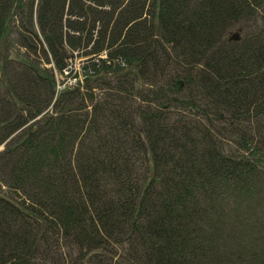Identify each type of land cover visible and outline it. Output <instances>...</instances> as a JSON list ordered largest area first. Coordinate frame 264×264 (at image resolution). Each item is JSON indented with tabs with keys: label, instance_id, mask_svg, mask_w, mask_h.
Wrapping results in <instances>:
<instances>
[{
	"label": "trees",
	"instance_id": "obj_1",
	"mask_svg": "<svg viewBox=\"0 0 264 264\" xmlns=\"http://www.w3.org/2000/svg\"><path fill=\"white\" fill-rule=\"evenodd\" d=\"M19 2L0 0V264H264V214L246 209L264 0H38L35 20L33 0L13 38ZM241 22L256 28L227 41ZM74 51L85 90L54 99Z\"/></svg>",
	"mask_w": 264,
	"mask_h": 264
},
{
	"label": "rangeland",
	"instance_id": "obj_2",
	"mask_svg": "<svg viewBox=\"0 0 264 264\" xmlns=\"http://www.w3.org/2000/svg\"><path fill=\"white\" fill-rule=\"evenodd\" d=\"M31 1H33V0H21V2H19L18 7L15 9L14 17H13V21H14L13 25H15V26H13V28H12V31H13L12 37L13 38L18 36L17 32L26 31V29L29 30V26H28L29 14H31L30 9H29V6H30L29 3ZM37 1L38 0H34V7H33L34 20H35V16H36L35 12H36V7H37ZM259 26L262 27L263 24L261 23ZM255 28H256V25H254L253 23L241 22L239 25L232 27L229 31L233 32L235 30L241 29V39H243L244 30L249 29V31H253ZM11 50H12L11 57L20 58L21 51H19V49L16 48V45H13ZM39 58L41 60L45 61V56L43 55V53H41ZM85 59H86V57H74L73 59L68 61L69 65L73 68V71L71 73H69L67 76H65V73L67 74L69 72V71H65L63 76H60L58 74V72H56L55 70H52L53 77L56 80H58L59 82L68 80V84L70 86L76 84L77 86H81V91H84L87 81L85 79L83 80L84 72L82 71L81 67H82L83 63H85ZM77 79H80V80L77 81ZM5 81H6V78H3V74H2V72H0V103L2 101V97H3V95L5 93V89H6L5 88ZM89 83H92V82H89ZM135 89L138 90L137 91L138 93H140V91H142L141 86H136ZM135 89H134V91H135ZM93 90H94V93L98 92V88H93ZM137 103L139 104L140 101L137 100ZM226 122L224 124L225 125V131H226V134H227V132H228V134H230V133H232V129L229 127L228 123H226ZM137 123L140 125L138 118H137ZM252 126H253V129L256 131H258L260 128L257 121L253 122ZM256 139H259V137H257ZM230 146H232L231 143H230ZM1 147H3V146H0V148ZM257 191L261 197L257 202H255L256 203L255 208L253 209V207L251 205L246 206L247 212L250 214L253 213L255 211V209H257V208H259L258 213L264 214V180H263V184L257 189ZM236 203H233V205L235 206ZM244 205L240 206V208L243 207ZM254 234H257V233H254ZM263 241H264V239H263ZM228 254L229 253H227V255Z\"/></svg>",
	"mask_w": 264,
	"mask_h": 264
},
{
	"label": "water",
	"instance_id": "obj_3",
	"mask_svg": "<svg viewBox=\"0 0 264 264\" xmlns=\"http://www.w3.org/2000/svg\"><path fill=\"white\" fill-rule=\"evenodd\" d=\"M230 38L231 39H238V35L234 33Z\"/></svg>",
	"mask_w": 264,
	"mask_h": 264
}]
</instances>
